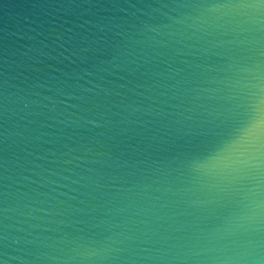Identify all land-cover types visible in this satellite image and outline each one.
<instances>
[{"label":"water","instance_id":"obj_1","mask_svg":"<svg viewBox=\"0 0 264 264\" xmlns=\"http://www.w3.org/2000/svg\"><path fill=\"white\" fill-rule=\"evenodd\" d=\"M0 264H264V0H0Z\"/></svg>","mask_w":264,"mask_h":264}]
</instances>
